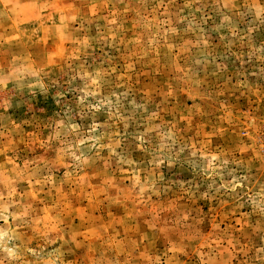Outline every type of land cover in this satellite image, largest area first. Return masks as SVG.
Segmentation results:
<instances>
[{"label":"rangeland","instance_id":"1","mask_svg":"<svg viewBox=\"0 0 264 264\" xmlns=\"http://www.w3.org/2000/svg\"><path fill=\"white\" fill-rule=\"evenodd\" d=\"M0 264H264V0H0Z\"/></svg>","mask_w":264,"mask_h":264}]
</instances>
